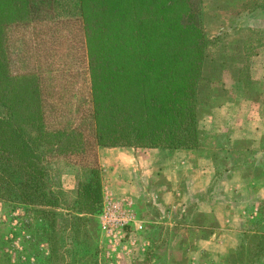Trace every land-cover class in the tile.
Here are the masks:
<instances>
[{"label":"trees","instance_id":"1","mask_svg":"<svg viewBox=\"0 0 264 264\" xmlns=\"http://www.w3.org/2000/svg\"><path fill=\"white\" fill-rule=\"evenodd\" d=\"M262 12L264 0H241L229 21L239 35L208 39L202 0H0V203L22 210L14 226L44 221L47 264L65 257L66 231L71 253L96 252L100 148L199 147L212 83L230 71L253 86ZM58 158L79 170L69 192L52 174Z\"/></svg>","mask_w":264,"mask_h":264},{"label":"rangeland","instance_id":"2","mask_svg":"<svg viewBox=\"0 0 264 264\" xmlns=\"http://www.w3.org/2000/svg\"><path fill=\"white\" fill-rule=\"evenodd\" d=\"M240 1L202 0L203 29L208 39L218 35L222 38L232 39L239 35L237 34L239 31L233 28L234 23L229 24V21L236 5ZM251 25L264 26V12L258 13L252 20ZM235 45L240 46L241 44L236 43ZM229 46L234 47L231 44ZM219 80L220 82L218 83L217 81L212 83L211 91L215 89L220 91V86L225 89V86H228L229 83L236 81L230 71H224ZM249 90L250 92L252 91V95L257 94L256 86L254 89L252 86ZM219 98H224V94L222 96L220 94ZM210 105H212V101ZM207 115L202 116L200 120ZM200 130L203 132L200 138V145L210 146L214 142L219 141L218 137L216 139L213 134ZM221 134H219L220 137ZM199 147L196 148L198 149ZM236 148H238L236 150L243 152L249 150L245 141L238 143ZM147 149L152 148L135 147V157L138 156L140 158L143 154L147 161L144 160L136 166H131L120 174L113 169L112 174L107 175L105 178L103 177L101 212L95 218L100 229L98 228V231L95 230L94 234L91 233L92 237L94 235L98 236L96 252L93 253L94 243L88 249L87 254L80 253L78 256L71 253L70 251L73 249H78L74 242L75 240L71 241L73 234L70 231H66L65 236L68 234L69 237H66L63 247L65 249L64 253L66 251L65 257L54 256L52 259L53 264H185L187 260L185 259V250L191 248L198 237L208 235L210 230L208 228H180V223H183V216L180 215V209H182L180 202L190 207L196 204V200L192 199V195L188 193L183 197L182 201L184 202H182L180 192L190 191L192 186H187L178 176L176 170L167 175L161 171L162 168L160 167L152 168L153 166L147 162L155 159L156 156H147ZM112 160L113 157L110 158V161ZM78 171L77 166L61 158L54 160L52 163V174L59 181L61 187L68 192L75 187V175ZM258 171L254 170V174L258 178H263L264 172L259 173ZM79 174L82 176V173ZM165 176H170L172 180H166ZM171 181L174 183L175 188L178 189L179 194L172 199L173 202L164 204L160 191L152 185L161 188L166 186L167 183L171 184ZM72 195L71 197L73 198ZM71 197L68 199L69 201ZM115 203L121 206V216L125 219L127 218L128 221L122 226L119 224H103L104 212L110 205L112 206ZM262 206L263 211L260 208V219L257 225L254 222V226L251 229L252 232H247L244 235L242 242L245 248L241 247L238 250L239 247L237 246L238 248L236 247L233 253L224 257L202 253L200 256L201 264H255L256 257L264 255V252L252 255L256 251L255 243L257 239L255 236H259L258 233L260 231L264 232V203ZM20 210H12L10 207H4L0 203V264H5L3 260L6 258L15 264H47L42 252L43 249H46L44 243L48 241V237L37 236L43 231L44 221L33 223L31 227H26L23 223L14 226L10 222V218L17 215ZM23 215L31 222L30 214L24 212ZM193 217L198 223L208 225L211 228L214 225L211 216L196 215ZM186 221L184 220V222ZM65 223L64 220H60V229ZM10 225L14 229H10ZM30 234L33 235V239L30 238ZM248 235H254V237L247 240ZM261 241L264 242V237L261 238ZM35 242L38 249L35 246ZM39 251L40 253L37 254ZM225 258H227L226 261L223 260ZM242 258L243 261L240 260Z\"/></svg>","mask_w":264,"mask_h":264},{"label":"crops","instance_id":"3","mask_svg":"<svg viewBox=\"0 0 264 264\" xmlns=\"http://www.w3.org/2000/svg\"><path fill=\"white\" fill-rule=\"evenodd\" d=\"M249 73L257 94L252 95V91L238 81L229 83L225 89L220 86V91L213 89L210 112L200 120L199 128L218 137L219 141L210 146L200 145L198 149H147V156H156L147 162L152 168L160 167L167 175L176 170L181 180L192 186V190L180 192L181 201L186 193L196 200L192 207L180 202L183 216L180 228L210 230L185 250V264H201L202 253L216 257L233 253L242 243L244 234L252 232L254 222L260 219L264 177L258 178L254 170L264 172V45L251 57ZM220 94H224V98L220 99ZM244 141L249 150H236L237 144ZM98 157L104 178L112 174L113 169L120 174L146 160L143 154L135 157L133 147H103L98 150ZM165 178L172 180L170 176ZM152 186L160 191L164 204L179 194L172 181L161 188ZM196 215L211 216L213 227L195 221L193 216ZM258 263H264V255L256 257L255 264Z\"/></svg>","mask_w":264,"mask_h":264},{"label":"built area","instance_id":"4","mask_svg":"<svg viewBox=\"0 0 264 264\" xmlns=\"http://www.w3.org/2000/svg\"><path fill=\"white\" fill-rule=\"evenodd\" d=\"M111 206V205H110ZM108 207L103 214V224L108 225H124L128 219L121 216L122 208L120 205L112 204L111 207ZM105 226V225H104Z\"/></svg>","mask_w":264,"mask_h":264}]
</instances>
